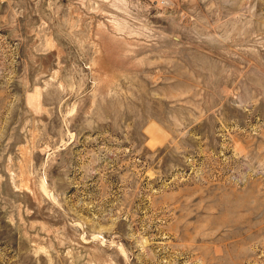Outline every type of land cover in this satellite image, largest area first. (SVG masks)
<instances>
[{
  "label": "rangeland",
  "instance_id": "374dc122",
  "mask_svg": "<svg viewBox=\"0 0 264 264\" xmlns=\"http://www.w3.org/2000/svg\"><path fill=\"white\" fill-rule=\"evenodd\" d=\"M0 264H264V0H0Z\"/></svg>",
  "mask_w": 264,
  "mask_h": 264
}]
</instances>
